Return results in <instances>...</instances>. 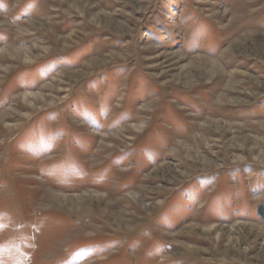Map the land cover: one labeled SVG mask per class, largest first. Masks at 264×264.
Returning <instances> with one entry per match:
<instances>
[{"label": "rangeland", "instance_id": "rangeland-1", "mask_svg": "<svg viewBox=\"0 0 264 264\" xmlns=\"http://www.w3.org/2000/svg\"><path fill=\"white\" fill-rule=\"evenodd\" d=\"M0 264H264V0H0Z\"/></svg>", "mask_w": 264, "mask_h": 264}, {"label": "bare ground", "instance_id": "bare-ground-1", "mask_svg": "<svg viewBox=\"0 0 264 264\" xmlns=\"http://www.w3.org/2000/svg\"><path fill=\"white\" fill-rule=\"evenodd\" d=\"M29 21H30V20H29ZM30 23L33 24L32 22H30ZM70 35H71V34H70ZM67 37H69V36H67ZM16 50H17L16 53H17L18 56H19V53H18V52H19L20 49H17V48H16ZM17 54H16V56H17ZM216 66H217V65H216ZM217 68H218V67H217ZM100 193H101V192H100ZM61 197H62V196H61ZM63 197H67V196H63ZM73 197H74V196H73ZM75 197H76V196H75ZM67 198H68V197H67ZM56 199H57V197H56ZM59 200H60V199H59ZM69 200H70V199H69ZM73 200H74V199H73ZM78 200L82 202V201H85L86 198H85V200H82L81 198H78ZM62 201H63V200H62ZM72 202H73V201H72ZM65 203H66V202H65ZM74 205H75V204H74ZM212 230H213V231L216 230V227H215L214 229H212ZM214 232H215V231H214Z\"/></svg>", "mask_w": 264, "mask_h": 264}]
</instances>
